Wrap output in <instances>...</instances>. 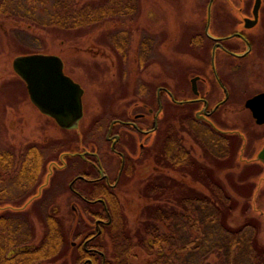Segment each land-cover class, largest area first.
Instances as JSON below:
<instances>
[{"label":"rangeland","instance_id":"1","mask_svg":"<svg viewBox=\"0 0 264 264\" xmlns=\"http://www.w3.org/2000/svg\"><path fill=\"white\" fill-rule=\"evenodd\" d=\"M86 1L92 2L97 11L102 9L110 12V18L83 30H63L44 25L47 18L43 9L50 7L53 0H16L9 6L10 9H6V13H2L0 6V150H14L20 156L27 147L34 145L42 154L43 165L47 166L41 171L39 186L28 193L27 190L23 192L18 187H11L6 197L7 200L12 196L19 199V205L28 194L30 197L36 192L34 200L30 199L21 210H14L30 229L31 239L28 244L36 245L40 242L46 232L48 215L59 220L68 231L62 254L51 262L41 264H83L84 259L79 260L82 256L80 247L84 240L96 232L94 222L97 217L81 215L80 208L98 210L100 205L96 201L83 203L69 189L78 172H95L92 165L84 162L83 153L96 151L99 166L114 181L122 162L111 151L106 141V130L116 120L126 121L134 114H147L142 104L155 111V93L159 86L170 89L174 99L186 100L192 94L189 78L197 72L202 74L203 69L201 59L205 54L202 51L205 45H202V41L195 42L204 29L207 0H133L132 14L126 13L131 9L127 3L129 0ZM30 54L61 58L64 74L83 90V116L76 126H58L31 103L25 83L12 68L14 58ZM254 55L263 58L264 50H255ZM259 64L257 75L252 76L256 82L253 89L248 87L240 91L238 86L226 82L233 100H238L241 92L253 94L264 88V59ZM243 79L240 77V82ZM161 94L163 112L160 115L162 122L160 120L159 123H162V128L169 124L183 131L181 118L188 116L187 112L194 115L193 108L171 104ZM226 111L217 118L223 130H235L236 127L243 132L248 142H251L247 155H251L252 151L251 157H255L264 143V125H256L248 111L240 106L235 113L231 114L229 109ZM147 117L144 127H149L147 124L151 123L152 115L147 114ZM115 128L123 133L117 147L121 146L124 151L125 161L129 156L135 158L142 144H156L154 148L160 145L157 133L142 136L133 130L125 129L123 132L124 127ZM180 136L184 138L185 147L192 149L199 158L200 149L194 145L189 133L184 131ZM239 146V143L233 142L231 148L235 147V155L228 153V159L223 163L228 168L236 166L228 171L235 176L239 175L238 169L242 166H251L248 170L250 173L244 177L250 185L255 184L257 177L264 173L263 168L255 165L256 162L243 164L241 155H238ZM142 160L138 164L142 168L140 173L146 172ZM58 165H63L60 172L55 171L51 175L49 169ZM126 168L125 164L121 174H124ZM123 174L113 194L128 224L132 226L145 200L139 197L142 186L141 179L136 177V169L132 175ZM176 177L180 178L178 175ZM260 185L263 189L258 197L246 189L241 194H250L249 197L239 199L243 203L244 200L247 202L246 215L260 221L257 238L264 245V178ZM74 187L86 189L93 197L101 193L100 189L92 192V185L85 181H77ZM230 194L236 195L233 191ZM242 213L239 207L234 214L235 224L243 221ZM104 217L100 218L106 219ZM54 218H51L52 222ZM72 218L75 219L74 223L71 222Z\"/></svg>","mask_w":264,"mask_h":264},{"label":"trees","instance_id":"2","mask_svg":"<svg viewBox=\"0 0 264 264\" xmlns=\"http://www.w3.org/2000/svg\"><path fill=\"white\" fill-rule=\"evenodd\" d=\"M15 1L2 0V13L8 12L6 9ZM127 3L131 12L124 10L132 14L133 0ZM92 5L86 0H53L50 7L43 9L47 18L44 25L83 30L110 18V12L97 11ZM186 114L188 116L181 118L183 131L169 124L162 128L160 123L156 130L160 136L158 148H154L156 144L153 143L146 145L139 162L129 165L123 174L132 175L136 169V177L141 179L139 197L145 204L135 224H128L115 195L109 197L106 204L111 220L101 226L100 232L94 233L93 239L90 238L88 247L93 251L80 247V261L91 256L93 264H264V245L257 238L260 221L246 215L247 202L239 199L249 197L250 194H241L246 189L250 193L263 189L261 174L255 184L250 185L244 175L250 173L251 166L239 168L237 176L228 172L236 167L228 168L223 163L228 153L235 155V147L231 148L234 138L219 135L194 115ZM184 131L200 149L199 158L192 149L185 147L184 138L180 136ZM42 158L34 145L27 147L20 156L14 150H0V264L51 262L62 254L68 231L59 220L48 215L42 239L30 245V229L14 211L36 192L30 197L28 194L19 205V199L12 196L7 200L6 197L11 187L28 193L39 186L41 171L47 167ZM141 160L146 170L143 173L138 167ZM232 191L237 196H231ZM239 207L243 210V221L237 225L234 214ZM85 216L100 218L105 215Z\"/></svg>","mask_w":264,"mask_h":264},{"label":"flooded vegetation","instance_id":"3","mask_svg":"<svg viewBox=\"0 0 264 264\" xmlns=\"http://www.w3.org/2000/svg\"><path fill=\"white\" fill-rule=\"evenodd\" d=\"M255 2L256 0H207L204 29L201 37H196L197 39L195 42L202 41V45H205L202 50L205 54L201 59L203 69L202 74L197 72L189 78L190 88L192 89L191 96L184 101H178L176 97L175 99L173 98L170 89L159 86L157 88L158 91L155 93L157 109L153 111L152 108H147L146 104H142L143 110L147 109V114L152 115L151 123L147 124L149 127H144L148 119L147 114L137 113L126 121H114L106 130V141L111 151H113L122 162V164L119 165L114 181H111L110 175L99 166L98 153H96V151L92 150V152L88 151L83 153L82 157L85 160L84 162L92 165L95 172L92 174L85 171L78 172L72 179L69 189L71 194L83 203L96 201V203L100 205V209L98 210L88 207L80 208L81 215H95L102 212L106 216V219H95L94 226L96 232H100L101 226L111 220L110 211L106 202L108 197H114L113 193L118 187L123 174H121V172L125 164L128 167L131 164L134 165L138 163L142 151L146 148L145 145L142 144V149L141 151L139 150L138 155L135 158L129 156V161L127 158L125 161L126 156L124 157L122 153L124 151L121 150V146L117 147V145H120L123 133L120 129H116L115 127H124V129H122L123 132L126 131L125 129L130 131L133 130L142 136H147L150 133L155 134L160 124L159 121L162 119V117L160 118L163 112L161 93H163L164 98L166 100L168 99L171 104H184L185 106L192 107L194 117L200 120L202 124H206L214 132L228 138H234L235 142L240 145L238 155H241L240 160H243V164L256 162L255 165L261 166L264 171V163L257 158L258 153L264 147V143L257 150L255 157H251L252 151L250 152L251 155H247L251 144V142H248L247 136L236 127L235 130H223L217 120L220 115H224L227 112V109H229V112L232 114L235 113L236 108L240 106L248 111L250 117L256 124L252 112L245 104L254 96L264 93V88L254 91L253 94L246 95L241 92V94L238 95V100H233L226 85V82H229L238 86L241 91L248 87L253 89V85L256 84L252 76L257 75L258 66H260L259 62L264 59V57L260 58L254 55L255 50H264V0L260 1L257 16H255L254 13ZM239 76L241 78L244 77L243 81L240 82ZM236 79L237 81H235ZM232 102L235 104L232 105ZM155 123L156 129L153 130ZM223 132L229 134H224ZM62 166L63 165H58L51 168V175H53L55 171L60 172ZM263 177L264 173L261 174L262 179ZM79 180L89 182L93 187L92 192L94 189H97V191L100 189L101 193H98L94 199H90L92 193H89L86 189L74 187ZM259 193L260 191L254 193V196L258 197ZM73 210L76 211L75 208H73ZM94 236L95 234L89 236V238H87L88 240H84V250L93 251L88 247V243L91 240L90 238L93 239ZM83 261V264H93L91 256Z\"/></svg>","mask_w":264,"mask_h":264},{"label":"water","instance_id":"4","mask_svg":"<svg viewBox=\"0 0 264 264\" xmlns=\"http://www.w3.org/2000/svg\"><path fill=\"white\" fill-rule=\"evenodd\" d=\"M260 1L255 2V16ZM12 68L25 83L31 103L42 114L49 116L63 128L77 125L83 116V90L64 74L63 62L58 56L41 54L17 56L12 61ZM245 106L252 112L256 124H264V93L249 99ZM155 129L156 123L153 130ZM257 158L264 163V147ZM49 172L51 173V168Z\"/></svg>","mask_w":264,"mask_h":264}]
</instances>
